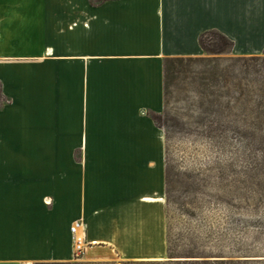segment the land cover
I'll return each mask as SVG.
<instances>
[{"label": "crops", "instance_id": "obj_1", "mask_svg": "<svg viewBox=\"0 0 264 264\" xmlns=\"http://www.w3.org/2000/svg\"><path fill=\"white\" fill-rule=\"evenodd\" d=\"M207 31L235 51L264 0H0V264L70 262L75 223L121 259L164 260L151 116L165 60L201 55Z\"/></svg>", "mask_w": 264, "mask_h": 264}, {"label": "rangeland", "instance_id": "obj_2", "mask_svg": "<svg viewBox=\"0 0 264 264\" xmlns=\"http://www.w3.org/2000/svg\"><path fill=\"white\" fill-rule=\"evenodd\" d=\"M218 34L202 38L201 55L167 62L164 108L153 114L165 140L169 248L175 257L264 264V133L255 118L264 31H244L235 51ZM159 261H127L98 244L67 264Z\"/></svg>", "mask_w": 264, "mask_h": 264}, {"label": "trees", "instance_id": "obj_3", "mask_svg": "<svg viewBox=\"0 0 264 264\" xmlns=\"http://www.w3.org/2000/svg\"><path fill=\"white\" fill-rule=\"evenodd\" d=\"M208 34H218V33L215 32V31L214 32L213 31H207V32H204V33L201 34L200 39H199V44H200L201 48H203V49H204V47L202 45V38L206 37ZM218 35L220 36V39L222 40V42L228 47L227 49H232V47H233L232 42L230 40H228L225 36H223L221 34H218ZM261 59L264 60V58H261ZM261 59L250 58L249 60L256 62V61H259ZM242 60H245V59H242ZM177 61L178 62H183V58H171V59H166L165 60V65H164V97H165V85H166V77H167V75H166L167 62H172L173 63V62H177ZM247 70L248 69H246V71ZM214 77H215V75H213L212 78H214ZM263 86H264V84H263ZM261 91H262L261 92L262 99H264V88ZM237 93L240 96L244 95V91L243 90H238ZM0 98L2 99V103H0V107L2 105H4V104H7L9 102L6 98H4L2 96V94H1V86H0ZM255 114H256L255 118L258 119V122H259V124H257L256 126H257L259 131H262L264 133V105L263 104H260V107L257 108V111L255 112ZM154 116L155 115H152L151 117H152L153 121L156 124V120H155ZM165 183H166V177H165ZM166 187H167V184H166ZM166 198H167V192H166ZM165 217H166V230H167L166 259L165 260H161L159 262H149V263H156V264H219V263L224 262V261H221L219 259H215L213 261H208V260L202 259L201 257H175V255L170 251V248H169L167 215H165ZM182 258H184L182 261H176L175 260V259H182ZM65 264H67V263H65Z\"/></svg>", "mask_w": 264, "mask_h": 264}, {"label": "built area", "instance_id": "obj_4", "mask_svg": "<svg viewBox=\"0 0 264 264\" xmlns=\"http://www.w3.org/2000/svg\"><path fill=\"white\" fill-rule=\"evenodd\" d=\"M80 228V223H75L70 228L74 259H79L82 255L85 254L88 248H91L95 245L94 243L87 242L85 234L83 232H80Z\"/></svg>", "mask_w": 264, "mask_h": 264}]
</instances>
